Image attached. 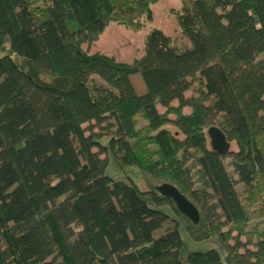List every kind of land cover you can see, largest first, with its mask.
Masks as SVG:
<instances>
[{"label": "trees", "instance_id": "16d2710c", "mask_svg": "<svg viewBox=\"0 0 264 264\" xmlns=\"http://www.w3.org/2000/svg\"><path fill=\"white\" fill-rule=\"evenodd\" d=\"M161 1L0 0V264H264V0H177L180 41L88 54Z\"/></svg>", "mask_w": 264, "mask_h": 264}, {"label": "rangeland", "instance_id": "374dc122", "mask_svg": "<svg viewBox=\"0 0 264 264\" xmlns=\"http://www.w3.org/2000/svg\"><path fill=\"white\" fill-rule=\"evenodd\" d=\"M180 2L177 0H166L157 2L151 6V21L146 23L144 27L136 31L127 30L124 26L117 24H109L98 38V40L89 47L88 54H100L123 64H131L133 61L141 58L143 53L144 40L151 30H158L171 41H180V34L176 24V14L179 13ZM191 93L200 95V86L195 84L190 90ZM257 113L264 114V103L259 105ZM133 173L128 176L138 189H143L142 181ZM106 176L114 181L123 180L124 177L116 173L112 166L106 170ZM183 237V235H182ZM190 252H203L206 250H214L223 256L221 249L214 243L193 244L185 237Z\"/></svg>", "mask_w": 264, "mask_h": 264}, {"label": "water", "instance_id": "95a60500", "mask_svg": "<svg viewBox=\"0 0 264 264\" xmlns=\"http://www.w3.org/2000/svg\"><path fill=\"white\" fill-rule=\"evenodd\" d=\"M206 135L212 152L220 155L227 153L229 146L223 135L218 130L211 128L207 131ZM155 192L159 196L171 200L176 211L192 225H196L198 223L199 218L194 207L189 204L174 188L168 185H162L156 188Z\"/></svg>", "mask_w": 264, "mask_h": 264}]
</instances>
